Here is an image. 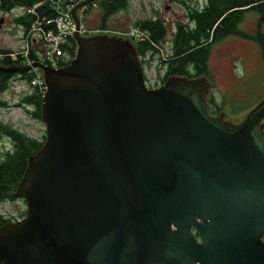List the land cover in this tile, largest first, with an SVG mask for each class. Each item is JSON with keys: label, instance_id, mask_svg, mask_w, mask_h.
Returning a JSON list of instances; mask_svg holds the SVG:
<instances>
[{"label": "water", "instance_id": "water-1", "mask_svg": "<svg viewBox=\"0 0 264 264\" xmlns=\"http://www.w3.org/2000/svg\"><path fill=\"white\" fill-rule=\"evenodd\" d=\"M42 72L45 141L0 227V264H264V99L233 126L209 114L202 77L149 90L135 47L78 34ZM260 130V131H259Z\"/></svg>", "mask_w": 264, "mask_h": 264}, {"label": "trees", "instance_id": "trees-1", "mask_svg": "<svg viewBox=\"0 0 264 264\" xmlns=\"http://www.w3.org/2000/svg\"><path fill=\"white\" fill-rule=\"evenodd\" d=\"M42 0H0V11L9 13L15 8H31ZM185 17L183 20L174 21L171 36V56L166 60H159L160 66H165L162 84L171 77H186L187 79L205 78L211 87H214V79L208 70V60L211 49L214 45L222 42L228 37H238L242 40L255 43L261 52L264 61V0H204L201 6H191L184 1ZM99 10L100 29L107 30L108 20L115 14L127 11L129 0H94L93 2ZM248 12L257 14L254 34L247 33L240 29L245 15ZM35 15H22L16 18L18 26L27 28L36 19L53 17V11L48 5H41L35 10ZM85 16V14H84ZM143 31H147L149 38L134 44L138 58L147 53L150 57L157 52V45L165 42L166 35L169 34L168 27L160 17L136 21ZM45 29H52L51 24L44 26ZM89 28V27H87ZM67 50L72 59L76 54V43L74 39H69ZM6 50L0 49V67L13 68L22 66L20 60L13 61L6 54ZM30 59L34 56L31 53ZM70 63V62H69ZM68 63V64H69ZM64 65V67L68 66ZM35 76L33 71L25 74H8L0 71V93L7 88L10 78L18 77L21 80L30 82ZM44 93L34 88L32 94L21 99L20 104L30 105L33 109L31 116L41 121L42 99ZM0 105L2 103L0 102ZM207 109L210 115L219 117L223 111V105L217 103L213 95L207 99ZM4 135L11 143L12 149L0 153V203L12 202L17 199L14 195L16 189L25 175L28 167V160L35 155L42 147L44 138L36 140L23 133L17 132L11 126L0 124V136ZM25 216V212L20 218ZM0 216V227L10 223Z\"/></svg>", "mask_w": 264, "mask_h": 264}, {"label": "rangeland", "instance_id": "rangeland-1", "mask_svg": "<svg viewBox=\"0 0 264 264\" xmlns=\"http://www.w3.org/2000/svg\"><path fill=\"white\" fill-rule=\"evenodd\" d=\"M180 1H184L194 7L201 6L205 2L204 0ZM81 8L86 9L85 16L81 17V22L91 29L100 27L99 10L95 7V4L91 3L89 6L80 7L75 13ZM19 12H21V8H15L9 13L0 11V39L5 37L11 41H17L16 36L19 34L18 30L20 27L15 23V20ZM184 12V5L175 0H129L127 11L117 13L108 20L107 30L111 32L110 35L116 34L117 38L124 40L126 38L123 37L122 33L131 28V24L134 21L160 17L168 27L169 34L166 35L164 42V55L168 56L167 54L171 53L172 48L173 23L174 21L183 20L185 17ZM256 20L257 14L248 12L240 24V29L254 34ZM5 29L11 30L8 35L3 32ZM262 31L264 34V25ZM100 35H104L102 30ZM129 42L134 46L131 41ZM3 47L4 45L0 40V49ZM158 59L159 55H154L152 60L145 61L147 63L145 66L146 72L144 73L155 81L162 80L165 72L164 65L156 66ZM27 63L23 62L21 65H27ZM36 70L43 79L42 72L38 69ZM208 70L213 76L214 87L212 88L209 82L203 78L204 82L208 84L207 97L203 101L207 104L208 97L213 95L217 103L223 105L220 120H227L233 126L239 125L247 114L264 99V61L259 47L255 43L238 37H228L212 47L208 60ZM20 82L18 80L17 85H20ZM28 87V85L24 84L17 86V88ZM17 88L11 89L8 87L0 93L1 99H7L9 103L8 108H0V124L16 128L19 132L40 141L45 137L44 124L23 111L22 106H20L22 100L19 94L25 91L17 90ZM29 107L31 108L30 105ZM259 127L262 128L261 123ZM10 149H12L11 143L6 136L1 135L0 153ZM25 208L26 205L20 198L12 202L0 203V211H10L11 214L16 215L15 218L17 216L19 218Z\"/></svg>", "mask_w": 264, "mask_h": 264}, {"label": "built area", "instance_id": "built-area-1", "mask_svg": "<svg viewBox=\"0 0 264 264\" xmlns=\"http://www.w3.org/2000/svg\"><path fill=\"white\" fill-rule=\"evenodd\" d=\"M82 1L84 0H42L31 8H21V12H19L16 17L25 14L36 16L35 10L41 5H48L50 10L53 11V17L46 18L43 16L42 20H34L27 28L19 26V34L16 36V42L11 41L10 39H6L5 37L0 39L2 44L4 45L3 48L7 51L6 54L11 57L13 61L19 59L21 63L28 62L27 65L38 62L51 69H58L59 67L68 64L72 60V57L70 52L67 50V45L69 43V39H73L74 33L76 32V24L71 12L73 8L76 5L80 4ZM84 12L85 9L83 8L79 9L76 12L79 20L81 19V17H84ZM47 24H51L53 28L45 29L44 26H46ZM131 25L132 27L129 28L125 33H123L124 36L128 37L131 40H134L135 42H140L149 38V34L147 31H143L140 26L136 25L134 22ZM10 31V29H5V31L3 32L5 35H8ZM100 31V29H89L81 22L78 25V34L82 36L97 35L100 34ZM102 33H107V31H102ZM164 45V43L157 45V52L153 54V56L159 55V59L156 62L157 67L160 66L159 60L162 61L171 56V53L167 54L168 56L164 55ZM31 53L34 56L33 60L30 59ZM2 55L4 54H1L0 56ZM153 56L150 57V54L147 53L145 56L140 57V61L143 67V73L146 72V63L152 60ZM146 60L147 62L145 63ZM33 72L35 73V76L31 79L30 82L21 80L18 77L11 78L8 81L7 88L10 87L11 89H13L23 84L28 85V88H17V90L25 91L23 93H20L19 97L30 96L34 88H38L43 93H45L46 87L44 84V80L38 74V71L36 69H33ZM150 78L151 77L145 75L144 73V83L147 88L156 89L161 86V80L155 81L151 80ZM18 80L21 81L20 85H17ZM0 101L5 102L9 105L7 99L2 100L0 97ZM0 215L4 219L15 218L16 216L15 214H11L10 211H0ZM16 218H18V216Z\"/></svg>", "mask_w": 264, "mask_h": 264}, {"label": "flooded vegetation", "instance_id": "flooded-vegetation-1", "mask_svg": "<svg viewBox=\"0 0 264 264\" xmlns=\"http://www.w3.org/2000/svg\"><path fill=\"white\" fill-rule=\"evenodd\" d=\"M85 38H88V37H86L85 36ZM64 66H62V67H59V68H63ZM11 79V78H10ZM0 107H3V108H8L9 107V105L7 104V103H2V105H0ZM30 114V116H31V113H29ZM32 117V116H31ZM41 121H42V118H41ZM43 123V122H42ZM261 126H262V132H263V134H264V120L261 122ZM15 129V128H14ZM260 131V130H259ZM25 203V202H24Z\"/></svg>", "mask_w": 264, "mask_h": 264}]
</instances>
